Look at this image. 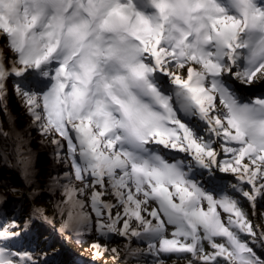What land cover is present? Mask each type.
<instances>
[{"label": "snow or ice", "instance_id": "obj_1", "mask_svg": "<svg viewBox=\"0 0 264 264\" xmlns=\"http://www.w3.org/2000/svg\"><path fill=\"white\" fill-rule=\"evenodd\" d=\"M9 84L67 169L42 186L25 134L0 122L10 191L54 195L57 231L93 237L94 261L264 264V92L237 87L264 84V0H0L4 114ZM29 220L0 219V264H47Z\"/></svg>", "mask_w": 264, "mask_h": 264}, {"label": "rangeland", "instance_id": "obj_2", "mask_svg": "<svg viewBox=\"0 0 264 264\" xmlns=\"http://www.w3.org/2000/svg\"><path fill=\"white\" fill-rule=\"evenodd\" d=\"M257 85L258 84L253 85L252 87L255 88ZM260 86H262V84H260ZM246 89L248 91L251 90V88L243 87L240 92H246ZM19 106L21 109L24 108L23 105ZM17 114L16 107H13V105H8L7 114L0 112V122L4 124L5 128L11 124L16 130L25 134V138L28 141V147L34 153L35 166L39 171V179L41 181V185L43 186V181L49 173L56 175L58 172L62 173L67 169H65L63 165L57 164L55 162L51 147L47 143H41L43 138L40 136L39 131L31 126V117L27 114V112L26 115L20 116L22 121H26L24 125L20 123L21 120L19 121L18 117L15 118L17 119V122H13L11 116L15 117ZM222 176H224V174H222ZM226 179L230 178H225V180ZM21 184L22 179L18 169L15 166V160L11 155L9 147V155L7 160L5 161L0 159V195L6 197V200L0 203L1 219L15 218L22 227L24 226L25 221L29 220L33 207L42 209L44 215H46L49 220L52 221V223L45 222L39 216L30 219L27 232L25 233L27 236L25 237L24 241H26V243L31 245L38 252H47V264H85L83 253L79 252V249L82 247L81 243H74V238H72V235L64 233V237L66 236L64 240L67 243L60 240L59 237L53 239V237H55L54 235H56L54 228L56 230L57 228H60L58 225V223H60V218L54 214V202L56 197L54 195L45 196L44 198L38 199L36 201H32L27 197L21 198L18 192L13 193L10 191V188L13 187L20 188ZM262 213H264V202L258 204L256 215L252 216L254 223L260 224L262 227H264V215H262ZM53 223L57 227H55ZM92 239L93 237H88L85 239L84 243L89 245V243L92 242ZM114 242H119L117 244L119 248L123 247V241L120 238H114L113 243ZM133 246L135 247L137 245L134 244ZM140 246L142 247L143 245ZM84 251L86 253L88 252L86 249H84ZM86 255L87 254H85V256ZM109 258H111V255L106 254L102 258V262L109 264L107 262ZM150 259L151 258H149V260ZM125 261L128 262V264H136L134 259H125ZM102 262L101 264H103ZM165 264H186V261L175 260L174 258H166Z\"/></svg>", "mask_w": 264, "mask_h": 264}, {"label": "bare ground", "instance_id": "obj_3", "mask_svg": "<svg viewBox=\"0 0 264 264\" xmlns=\"http://www.w3.org/2000/svg\"><path fill=\"white\" fill-rule=\"evenodd\" d=\"M19 99L16 97L15 93L12 91V88H11V84H9V95H8V101H7V104L8 105H13V107H16V110H17V115L15 117L11 116L13 122H17V119H15L16 117H18L19 121L21 120L20 116H24L26 115V110L25 108H20L19 105H23L22 102L19 100ZM26 121L25 120H21V124L24 125ZM22 127V126H21ZM221 175V174H219Z\"/></svg>", "mask_w": 264, "mask_h": 264}, {"label": "trees", "instance_id": "obj_4", "mask_svg": "<svg viewBox=\"0 0 264 264\" xmlns=\"http://www.w3.org/2000/svg\"><path fill=\"white\" fill-rule=\"evenodd\" d=\"M250 215H251V214H250ZM119 242H120V241H119ZM119 242H118V243H119ZM118 243H117V242H116V243H115V242H114V243H113V242L110 243V244H109V248H112V247L119 248V247L117 246ZM257 251L259 252V249H257ZM112 260H114V259H112ZM116 261H117V260H116ZM119 261H121V262H123V263H125V264H128V262L125 261V258H124V256H123V253L121 254V258L119 259ZM130 262H132V261H130ZM132 263H133V262H132Z\"/></svg>", "mask_w": 264, "mask_h": 264}, {"label": "water", "instance_id": "obj_5", "mask_svg": "<svg viewBox=\"0 0 264 264\" xmlns=\"http://www.w3.org/2000/svg\"><path fill=\"white\" fill-rule=\"evenodd\" d=\"M257 91H259V89L257 88H251L249 95H252L253 93H256Z\"/></svg>", "mask_w": 264, "mask_h": 264}, {"label": "flooded vegetation", "instance_id": "obj_6", "mask_svg": "<svg viewBox=\"0 0 264 264\" xmlns=\"http://www.w3.org/2000/svg\"><path fill=\"white\" fill-rule=\"evenodd\" d=\"M227 180V179H226Z\"/></svg>", "mask_w": 264, "mask_h": 264}]
</instances>
